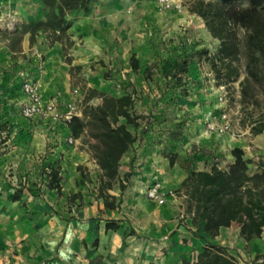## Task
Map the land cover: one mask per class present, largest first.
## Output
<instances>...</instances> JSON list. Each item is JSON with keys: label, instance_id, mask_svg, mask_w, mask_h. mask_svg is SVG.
<instances>
[{"label": "rangeland", "instance_id": "obj_1", "mask_svg": "<svg viewBox=\"0 0 264 264\" xmlns=\"http://www.w3.org/2000/svg\"><path fill=\"white\" fill-rule=\"evenodd\" d=\"M186 1L175 0L180 10H165L157 0H101L110 10L94 12L107 17L100 25L91 26L89 8L69 14L70 47L66 40L51 43L46 32L38 33L34 49L26 53L37 47L48 57L47 48H52L56 83L62 87L66 83V91L59 94L70 96L79 89L82 101L74 100L80 110L82 88L112 96L131 93L139 125L130 127L136 141L122 157L118 178L109 191L120 202L108 211L105 206L100 208L103 200L97 191V165L82 145L68 143L63 125L56 127L55 137L52 125L41 119L29 122L20 111L15 112L18 120H0V131H6L0 134L2 264H119L132 243L149 237L136 229L146 231L149 224L158 229L160 221L162 228L170 220L186 219L184 197L175 190L189 169L213 164L225 168L232 162L230 150L239 140L245 141L250 172L264 161V133L250 132L238 82L222 86L213 79L206 56L199 51L215 53L218 41L200 17L187 11ZM45 18L42 0H0L3 58L27 59L19 53L26 25ZM132 55L140 61L138 71L130 67ZM181 57L187 59V72L181 74L182 85L177 86L163 77L160 68L164 60ZM243 64L241 56L240 78ZM146 66L151 69L149 77L144 73ZM14 91L23 100L19 81ZM98 102L100 99L90 101ZM222 114H226L230 130L210 131L208 123L220 122ZM175 153V163L169 166L168 157ZM51 167L59 169L60 192L47 187ZM154 182L166 194L164 205L145 195L146 187ZM14 195L19 199L14 200ZM145 210L157 214L160 221L144 220ZM104 220L119 222L118 234L113 236L115 230L99 234V223ZM257 242L264 246V233Z\"/></svg>", "mask_w": 264, "mask_h": 264}, {"label": "trees", "instance_id": "obj_2", "mask_svg": "<svg viewBox=\"0 0 264 264\" xmlns=\"http://www.w3.org/2000/svg\"><path fill=\"white\" fill-rule=\"evenodd\" d=\"M42 3L46 9L45 20L30 21L26 25L29 44L36 41L39 32H46L51 43L66 40L72 46L73 41L67 35L72 27L69 14L86 10L89 0H42ZM185 8L200 17L207 32L218 41L215 53L199 51L200 56L205 54L213 79L222 86L238 82L250 132L264 133V0H187ZM241 56H244L242 78ZM130 67L133 71L141 67L134 55L130 58ZM160 69L166 80L181 86L187 59L164 60ZM144 73L149 77L150 67L146 66ZM82 89L81 115L72 116L64 128L81 142L97 165L98 196L105 208L115 209L120 201L116 203V197L109 191L118 178L121 158L136 141L130 127L139 125V116L133 111L131 93L112 96L92 88ZM95 98H100V102L90 103ZM230 154L233 160L225 168L213 164L209 168L189 169L175 192L184 197L185 211L195 228L214 238L221 228L237 222L241 225V238L249 242L264 233V161L258 162L256 170L250 172V161L242 148L233 147ZM176 156L175 153L168 157L169 166L174 165ZM48 177L47 187L60 192L59 169L51 167ZM124 188L120 185L121 191ZM13 198L18 200L19 195ZM117 228L116 221L105 223V231ZM181 264L237 262L225 247L207 243L194 258H185Z\"/></svg>", "mask_w": 264, "mask_h": 264}, {"label": "crops", "instance_id": "obj_3", "mask_svg": "<svg viewBox=\"0 0 264 264\" xmlns=\"http://www.w3.org/2000/svg\"><path fill=\"white\" fill-rule=\"evenodd\" d=\"M89 12L88 17L90 18L92 25L97 26L101 24L102 18H107L106 15L100 13H94L97 9L100 11L105 10V12L110 10L105 3H102L101 0L96 3L88 4ZM193 15V14H192ZM98 31L97 27L95 28ZM33 44H29L28 34L23 38L19 53L26 54L27 59H9L10 57H4L0 54V120H10L17 119L16 113L20 111L21 104V94H18L14 91L16 82L19 81L20 86L24 78H31L36 82L40 95L43 101H48L51 98H57L59 106L65 105L70 100H74V97L64 96L59 94V91H66V83L63 84V87L56 83V69L53 66L52 57V48H47L48 57L44 54L38 52L37 47L35 51L31 54L26 53L27 50H32ZM1 53V52H0ZM18 64L22 65L21 68L18 66L11 67V65ZM34 74V75H33ZM81 92V91H80ZM63 94V93H62ZM100 99V98H95ZM84 100V97H83ZM99 103V102H98ZM81 115V109L80 114ZM26 119V118H25ZM18 120V119H17ZM29 122L33 120L26 119ZM49 123L53 127L52 135L57 133L56 127H59L60 124H53L50 121H44ZM6 131H0V134H5ZM64 133L66 137L69 136V131H66L64 128ZM58 134V133H57ZM57 137V135H55ZM75 140V139H74ZM243 140H239L234 143L233 147H239L244 150ZM74 144H81L79 140H75ZM232 147V148H233ZM12 152V151H11ZM8 152V153H11ZM88 153V152H87ZM122 159V158H121ZM202 169V168H199ZM50 191H53L49 189ZM115 194V193H113ZM116 195V194H115ZM122 198L124 195H121ZM102 199V198H100ZM103 200V199H102ZM149 200V199H148ZM145 201L146 204H150ZM104 206L103 201L100 204V208ZM108 211H110L108 209ZM185 220L173 219L170 220L165 226L161 225L157 214L145 210L142 217L144 220L150 219L151 221H160L159 228L158 225L150 226L147 225L146 231L136 229L138 234H149L148 239L140 237L138 242L132 243L131 249L127 251L126 256L120 257V261L123 264H181L183 259L191 260L192 257L197 255L202 248L207 244H214L218 246L225 247L227 253L235 258L237 264H245L246 261L256 258V256L264 255V246L258 244L257 239L250 240L249 242L245 241L240 236V227L241 225L237 222L231 223L229 227H223L220 229L219 234L214 238L207 236L201 229L195 228L190 221L188 213H186ZM112 219H117V217H111ZM107 221H101L99 223V234L104 235L105 232L114 231L107 230L105 231V223ZM117 222V221H116ZM119 223V222H117ZM118 230V229H117ZM115 230L113 236L118 234ZM141 232V233H140ZM121 233H119L120 236ZM100 238V237H99ZM155 238V239H154ZM134 240V238H132ZM102 248V247H101ZM90 250L86 251L87 253ZM98 253V252H96ZM4 261V260H3ZM0 264H2L0 262Z\"/></svg>", "mask_w": 264, "mask_h": 264}, {"label": "built area", "instance_id": "obj_4", "mask_svg": "<svg viewBox=\"0 0 264 264\" xmlns=\"http://www.w3.org/2000/svg\"><path fill=\"white\" fill-rule=\"evenodd\" d=\"M157 2L158 5L165 10L173 8H177L178 10L181 9V5L176 3L175 0H157ZM20 89L23 95V100L20 104V112L26 119H41L65 127L72 116L80 114L75 100L68 101L64 109L59 106L57 98H51L46 102L43 101L38 86L32 79L24 78ZM81 95L79 89H74L71 93V96L74 97V99L78 98L80 102L82 101ZM207 127L210 131L215 133H225L230 130V124L226 114L220 116V122L211 121L208 123ZM66 138L68 143H74L75 141L70 135ZM145 195L147 199L155 201L158 205H164L166 202V194L156 182L146 187ZM245 264H264V258H254L246 261Z\"/></svg>", "mask_w": 264, "mask_h": 264}]
</instances>
